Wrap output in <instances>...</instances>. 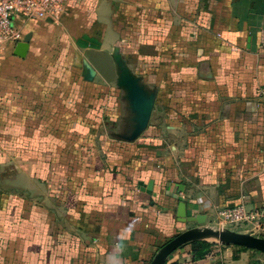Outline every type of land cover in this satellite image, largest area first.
Wrapping results in <instances>:
<instances>
[{
  "label": "crops",
  "instance_id": "0c3cea01",
  "mask_svg": "<svg viewBox=\"0 0 264 264\" xmlns=\"http://www.w3.org/2000/svg\"><path fill=\"white\" fill-rule=\"evenodd\" d=\"M14 26L22 39L0 49V264H150L181 233L264 204V0H69ZM202 241L207 257L191 242L165 264H264Z\"/></svg>",
  "mask_w": 264,
  "mask_h": 264
},
{
  "label": "built area",
  "instance_id": "2783aa9c",
  "mask_svg": "<svg viewBox=\"0 0 264 264\" xmlns=\"http://www.w3.org/2000/svg\"><path fill=\"white\" fill-rule=\"evenodd\" d=\"M69 0H0V49L14 45L22 39V34L14 26L16 15L28 19L58 18ZM264 100V84L259 89ZM223 228L239 230L240 233L264 238V204L247 209L236 206L221 213Z\"/></svg>",
  "mask_w": 264,
  "mask_h": 264
},
{
  "label": "water",
  "instance_id": "95a60500",
  "mask_svg": "<svg viewBox=\"0 0 264 264\" xmlns=\"http://www.w3.org/2000/svg\"><path fill=\"white\" fill-rule=\"evenodd\" d=\"M31 36L28 35L24 41L18 43L15 55L20 58H25L30 43ZM85 79L92 81L95 77V71L86 66ZM140 112L145 119L148 118L151 112V106L149 103L144 102L140 108ZM152 183L148 186L147 192L151 193ZM202 240H213L223 245H236L247 249L255 250L264 253V238L255 237L250 234L236 232L230 229H214L207 226L189 229L169 243H167L161 250L156 254L150 264H165L167 259L182 246L191 243L193 241Z\"/></svg>",
  "mask_w": 264,
  "mask_h": 264
},
{
  "label": "trees",
  "instance_id": "16d2710c",
  "mask_svg": "<svg viewBox=\"0 0 264 264\" xmlns=\"http://www.w3.org/2000/svg\"><path fill=\"white\" fill-rule=\"evenodd\" d=\"M213 243L207 241H194L191 243L193 259L199 260L212 253Z\"/></svg>",
  "mask_w": 264,
  "mask_h": 264
},
{
  "label": "rangeland",
  "instance_id": "374dc122",
  "mask_svg": "<svg viewBox=\"0 0 264 264\" xmlns=\"http://www.w3.org/2000/svg\"><path fill=\"white\" fill-rule=\"evenodd\" d=\"M232 230H233V229H232ZM233 231L239 232V230H237V229H234Z\"/></svg>",
  "mask_w": 264,
  "mask_h": 264
}]
</instances>
